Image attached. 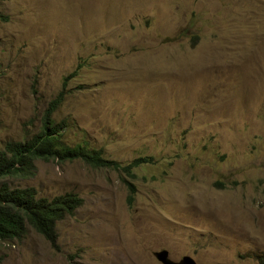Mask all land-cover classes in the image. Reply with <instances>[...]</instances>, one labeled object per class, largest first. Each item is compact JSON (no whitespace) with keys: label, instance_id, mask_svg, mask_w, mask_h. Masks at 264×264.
Returning <instances> with one entry per match:
<instances>
[{"label":"rangeland","instance_id":"obj_1","mask_svg":"<svg viewBox=\"0 0 264 264\" xmlns=\"http://www.w3.org/2000/svg\"><path fill=\"white\" fill-rule=\"evenodd\" d=\"M0 149L41 125L135 168L37 160L8 177L83 203L53 246L29 227L0 264H260L264 254V0H0ZM129 194L133 197L129 202ZM116 254V255H115ZM119 255V256H118ZM119 259V260H118Z\"/></svg>","mask_w":264,"mask_h":264},{"label":"trees","instance_id":"obj_2","mask_svg":"<svg viewBox=\"0 0 264 264\" xmlns=\"http://www.w3.org/2000/svg\"><path fill=\"white\" fill-rule=\"evenodd\" d=\"M7 15L0 10V19L7 20ZM68 76L62 89L52 98L41 118L37 132L25 140L7 141L0 149V239H21L28 228H33L53 246L58 238L57 223L67 215H71L82 205L83 197L73 191L46 196L28 185L25 187L12 186L7 178L18 176L29 178L37 171V160L72 161L81 159L90 167L110 168L127 175L126 180L131 193L136 191L134 182L135 168L154 163L155 156L146 155L133 158L127 163L109 158L100 148L89 147L83 143L68 145L63 137L68 122L66 118L58 121L57 111L69 94L66 88ZM133 195L129 194L131 202ZM255 257L264 264V254Z\"/></svg>","mask_w":264,"mask_h":264},{"label":"water","instance_id":"obj_3","mask_svg":"<svg viewBox=\"0 0 264 264\" xmlns=\"http://www.w3.org/2000/svg\"><path fill=\"white\" fill-rule=\"evenodd\" d=\"M154 255L162 264H198L191 255H184L180 260H174L169 256L167 249L157 250Z\"/></svg>","mask_w":264,"mask_h":264},{"label":"clouds","instance_id":"obj_4","mask_svg":"<svg viewBox=\"0 0 264 264\" xmlns=\"http://www.w3.org/2000/svg\"><path fill=\"white\" fill-rule=\"evenodd\" d=\"M67 83V82H66ZM64 85V84H63ZM66 85V84H65ZM84 162V161H83ZM33 186V185H32ZM35 187V186H34ZM36 188V187H35ZM67 192V191H66ZM64 193V192H63ZM58 194H60V193H58ZM54 195H56V194H54ZM46 196H52V195H46ZM61 221V220H60ZM162 249H166V248H162ZM160 250V249H159ZM168 250V249H167ZM157 251V250H156ZM169 251V250H168ZM155 252V251H154ZM186 255H188V254H186ZM169 256H170V253H169ZM171 257V256H170ZM183 257V256H182ZM181 257V258H182ZM172 258V257H171ZM181 258H179V259H174V260H180ZM157 259V258H156ZM173 259V258H172ZM158 260V259H157ZM159 261V260H158ZM160 262V261H159ZM161 263V262H160ZM162 264V263H161Z\"/></svg>","mask_w":264,"mask_h":264},{"label":"bare ground","instance_id":"obj_5","mask_svg":"<svg viewBox=\"0 0 264 264\" xmlns=\"http://www.w3.org/2000/svg\"><path fill=\"white\" fill-rule=\"evenodd\" d=\"M116 255V254H115ZM119 256V255H118ZM119 260V259H118Z\"/></svg>","mask_w":264,"mask_h":264}]
</instances>
